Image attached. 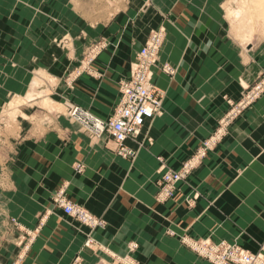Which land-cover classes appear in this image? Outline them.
<instances>
[{
  "label": "crops",
  "instance_id": "0c3cea01",
  "mask_svg": "<svg viewBox=\"0 0 264 264\" xmlns=\"http://www.w3.org/2000/svg\"><path fill=\"white\" fill-rule=\"evenodd\" d=\"M6 1L0 0V30L17 32L15 44L21 53L29 48L30 57L59 75L73 69L86 43L108 41L85 71L71 72V85L51 90L54 98H67L102 119L119 103L120 81L130 77L131 62L152 30L164 24L166 39L153 81L166 91V98L163 115L146 120L140 135L152 137L153 144L139 148L127 141L139 149L133 159L118 155L112 139L94 137L64 111L23 106L17 131L9 136L15 151L3 152L0 264H71L78 256L80 264H117L116 257L125 255L139 264H212L184 238L238 240L246 247L251 237L264 239V97L249 116L234 123L187 180L178 183L172 199L160 203L155 198L161 175L158 157L167 167L179 169L216 127L228 107L224 95L237 99L240 77L248 78L247 65L217 35L225 32L226 19L213 0H191L186 6L189 0H109L110 6L105 0H78L77 8L72 0H51L46 11L58 15V26L34 23L36 12L26 9L23 0L13 7H6ZM88 15L95 20L86 40L78 42L75 55L62 53L51 34L73 25L81 30ZM168 17H175V24ZM31 25L36 27L33 32ZM41 29L47 35L34 34ZM164 63L177 67L176 73L164 72ZM5 92L25 93L23 86ZM61 191L106 225L92 230L65 214L56 202ZM90 232L96 241L93 248L85 246ZM132 242L137 244L133 251Z\"/></svg>",
  "mask_w": 264,
  "mask_h": 264
},
{
  "label": "rangeland",
  "instance_id": "374dc122",
  "mask_svg": "<svg viewBox=\"0 0 264 264\" xmlns=\"http://www.w3.org/2000/svg\"><path fill=\"white\" fill-rule=\"evenodd\" d=\"M55 1L60 2L61 0ZM190 1L191 0L184 1V6L189 4ZM6 2H8V5H5L6 7H10L11 5V7H13V4L14 2H16V0H9ZM146 2L147 4H153V0H147ZM212 2L216 7H219L221 10H223L226 19L225 32L220 31L217 35H222V39H225L230 43V45H232V49L236 52L237 55L240 56L243 64L247 65L248 78L245 79L244 77H240L239 83L242 89L240 96L237 99H234L233 97L228 95H224V100L228 107L224 108L221 116L217 121L216 127L212 130L211 133H209L207 137L203 138L198 143V145H196L191 155L182 163L183 165L186 161L194 159V167L192 168L190 174L193 170H195L202 164L203 160L208 156L209 152L213 151L217 147L219 142H221L227 135H229L234 123L241 118L247 117V115L249 116L251 110L264 97V8L261 6V4L264 5V0H213ZM105 3L110 6L111 1L105 0ZM22 4H24V7L26 9H33L36 12L33 17L34 21L36 20L34 23H39L41 26L43 24H50L52 22H54V24H57V26L60 24L62 25V20L58 17V15L54 16L53 14L46 11V8L50 7L51 0H37L33 2L32 0H23ZM259 4L261 7L259 6ZM71 5L72 7L73 5H75V7L77 8L81 6V2L78 0H72ZM25 8L23 9L26 10ZM235 10H242L243 13L241 17H235ZM87 18L88 22L86 26L84 28H81V30L79 31H75L73 25V29L71 28V30H66L61 34L56 33V31L55 33L53 32L50 36L51 42H53L54 45L57 46L62 53H65L68 56L75 55L77 50L76 48L78 47V42L82 38L86 40L88 31L87 28L92 27L91 22L95 20L94 15H88ZM168 20L171 24H175L176 22L175 17H168ZM30 27L32 28V32L36 30V27L33 28L32 25ZM25 28V32L23 31L24 34L30 35V33L28 32V28ZM158 28L164 29V39L159 52L160 56L166 39L167 28L164 24H161L156 29ZM34 34H39L41 37L47 35L45 33V29L36 31ZM16 35L17 32H8V30L4 32L3 29L0 30V219H3V152L10 151V149L11 151H15V144H11L9 142V136L14 135L17 131L18 120L20 118V114L22 115L21 110L25 111L23 106L35 105L34 110L39 111L46 110V108L55 109V112H59V110H61L64 111V113L70 118H72L68 114L67 108H59L61 105H66L71 101L67 98L62 100L59 95L58 97L54 98L52 96L51 90L58 89V87L62 83L71 85L70 82L74 81V78H71L74 77L71 75V72L75 70V72H77L76 74H79L83 70L85 71L88 68V64H90L95 59L98 53H100L104 48L108 46V41L104 38H98L89 41L88 43H86V45H84V48L82 47L83 51L81 59L78 62L76 60V64H72L73 69L68 68L65 74L59 75L58 73H54L52 70L50 71L45 63L39 62L40 59L30 57L29 48L21 53L20 47H16L15 44ZM19 35H21V32L19 33ZM19 41L20 40L18 39V43ZM97 46L99 47L96 48ZM137 55L136 58L131 62V69L137 59ZM3 56L6 58V60L4 61ZM58 64L59 63L54 64L55 72H58L60 69ZM164 64L171 65L170 63ZM171 66L174 68V71L172 74H168L174 75L177 71V67L173 65ZM21 86H23L25 91L23 95H3L4 93H6L5 91ZM69 87L72 88L73 85ZM164 111L165 107L163 113ZM163 113L161 115H163ZM153 142L154 139L151 137V141L146 142L144 146H149L153 144ZM198 155H201V157L197 158ZM158 158L160 160L161 157ZM162 164L163 163L161 162V166ZM165 167L169 168L166 165ZM189 175L183 181H186ZM158 180L159 178H157V184ZM158 191L159 188L155 195L156 201L160 203L165 202L158 200ZM198 194V192L195 193V195ZM168 200L169 199H167L166 201ZM191 200L192 199H190V201ZM102 220L104 219L102 218ZM231 243H236L251 252L259 254L264 259V239L259 240L251 237V240H247L248 247L244 246L238 240H234ZM249 245H251L252 247H249ZM125 256L130 258L134 264H139L138 261L132 256ZM125 256L116 257V263L126 264L127 262L122 259Z\"/></svg>",
  "mask_w": 264,
  "mask_h": 264
},
{
  "label": "built area",
  "instance_id": "2783aa9c",
  "mask_svg": "<svg viewBox=\"0 0 264 264\" xmlns=\"http://www.w3.org/2000/svg\"><path fill=\"white\" fill-rule=\"evenodd\" d=\"M163 39V28L152 30L137 55L130 77L120 81L121 98L108 119H102L90 110L73 102L66 104L68 114L74 120L96 138L107 135L114 143L115 152L124 158L133 159L139 150L130 147L127 144L128 140L135 141L139 148L151 141L150 136L140 139L144 124L146 120L161 115L164 110L165 90L159 88L153 81ZM162 69L171 74L174 71V68L169 64H164ZM200 157L201 155L197 156V158ZM160 161L163 164L159 169L161 175L158 180L157 198L159 201H166L174 197L178 183L190 174L194 167V159L186 161L176 170L166 168L162 158ZM77 167L78 169L81 168L80 165ZM56 202L65 214L76 218L92 230L105 226V221L101 217H97L84 206L64 197L62 191L56 197ZM184 242L213 264H264V259L259 254L226 240L213 242L204 238H184ZM95 244L96 241L91 232L88 233L85 246L93 248ZM129 247L133 251L137 244L132 242ZM122 259L127 262L126 264H134L127 256ZM80 261L81 257L78 256L71 264H80Z\"/></svg>",
  "mask_w": 264,
  "mask_h": 264
},
{
  "label": "bare ground",
  "instance_id": "6f19581e",
  "mask_svg": "<svg viewBox=\"0 0 264 264\" xmlns=\"http://www.w3.org/2000/svg\"><path fill=\"white\" fill-rule=\"evenodd\" d=\"M262 1H263V0H262ZM259 6H260V4H259ZM261 6L264 8V5L261 4ZM261 6H260V7H261ZM242 13H243L242 10H238V11L235 10V11H234V15H235L236 18L241 17ZM36 94H37V93H36ZM38 95H39V94H38ZM30 98H33V97H30Z\"/></svg>",
  "mask_w": 264,
  "mask_h": 264
}]
</instances>
